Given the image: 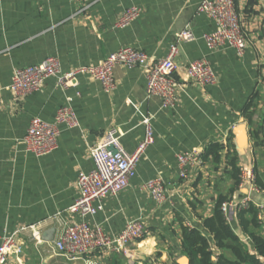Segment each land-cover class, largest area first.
<instances>
[{
	"label": "crops",
	"instance_id": "1",
	"mask_svg": "<svg viewBox=\"0 0 264 264\" xmlns=\"http://www.w3.org/2000/svg\"><path fill=\"white\" fill-rule=\"evenodd\" d=\"M200 1L96 0L88 4L83 0H0V236L35 226L42 240L37 245L29 229L20 232L17 241L22 252L9 255L5 264H86L82 260L67 262L49 247L62 222L79 221V216L66 212L78 196L77 176L93 169L89 150L107 129H116L123 147L131 153L144 135L141 121L151 115L154 143L138 161L135 176L116 197L104 199L101 212L87 219L109 235L140 220L146 236L130 246L133 260L102 251L89 254L90 261L177 264L185 257L181 252L184 229L204 234L202 222L213 216L219 197L250 196L262 205L259 231L264 236V196L246 189L236 191L233 177L234 169L252 166L256 185L264 194V0H234L247 35L242 55L230 48L206 49L200 37L213 30V23L196 14ZM132 6L141 9L139 18L126 28H114L123 10ZM185 27L195 40L176 42V34ZM171 45L177 47L176 80L182 82L186 64L205 57L215 82L206 87L185 83L170 110H161L158 98L146 97L141 68L116 67L110 93L85 76L78 78L79 96L72 89L56 88L54 78L27 96H13L7 90L15 68L38 64L49 56L68 70L97 64L125 46L161 60ZM67 104L78 127L68 130L61 126L57 148L49 155L38 158L27 152L21 140L30 120L52 121L56 110ZM240 122L246 124L248 133V145L241 152L232 135ZM194 148L204 154L203 167L180 179L175 157ZM156 176L162 178L167 197L161 206L143 189ZM230 225L239 233L235 214ZM208 240L216 253L210 236Z\"/></svg>",
	"mask_w": 264,
	"mask_h": 264
},
{
	"label": "built area",
	"instance_id": "2",
	"mask_svg": "<svg viewBox=\"0 0 264 264\" xmlns=\"http://www.w3.org/2000/svg\"><path fill=\"white\" fill-rule=\"evenodd\" d=\"M88 4L96 0H83ZM85 5L82 10L86 9ZM141 9L132 6L123 10L113 27L123 29L136 21ZM197 15H203L213 23V30L203 33L200 39L208 51L223 48L233 49L242 55L247 46V35L243 30L241 17L235 10L234 0H201L196 8ZM195 40L194 34L188 27L176 34V42ZM177 54L176 45H171L165 58L154 60L144 51L130 46L121 47L107 55L97 64L79 65L63 70L56 57L49 56L38 64L15 68L10 77L7 90L13 96H27L39 92L48 78L55 79V87L61 90L72 89L75 96H79L78 86L80 76L98 81L105 93L114 88L113 71L116 67L126 69L141 68L145 74V93L147 98H158L161 110H170L176 106L177 95L182 91L185 83L201 87L213 85L215 74L207 58L203 57L189 62L184 67L182 82L176 80L177 66L174 57ZM67 101H71L67 98ZM148 116L141 121L144 128L142 140L135 150L129 153L121 143V136L114 128L107 129L98 141L90 148L89 157L93 169L88 173L80 172L76 180L78 196L74 203L66 210L68 215L79 216V221L62 222L56 239L49 244L50 250L57 257L67 262L82 260L86 264L90 261L92 252L108 251L127 260L134 259L131 245L142 242L147 230L140 220H132L116 235L104 232L99 224L90 223L87 219L94 218L103 210V201L108 196L116 197L126 189L129 181L136 174L137 163L149 146L154 143L151 119ZM78 121L72 108L67 104L56 110L52 121L39 117L30 120L22 143L27 152L36 157L51 154L57 148L61 126L70 130L78 127ZM202 150L194 148L176 155L177 175L186 179L190 174L200 170L204 161ZM238 189H246L252 194L263 195L256 185L255 172L252 166L239 170ZM143 189L149 194L157 206L163 205L166 193L162 178L156 176L143 184ZM255 206L258 209L257 220H263V206L255 204L250 196L231 198L220 205V211L230 223L232 216L238 211ZM58 216L60 214H57ZM29 229L35 243L41 244L40 233L35 226L20 228L10 235L0 236V264H5L9 255L22 252L17 236ZM247 242L248 239H243ZM212 261H216L212 257Z\"/></svg>",
	"mask_w": 264,
	"mask_h": 264
},
{
	"label": "trees",
	"instance_id": "3",
	"mask_svg": "<svg viewBox=\"0 0 264 264\" xmlns=\"http://www.w3.org/2000/svg\"><path fill=\"white\" fill-rule=\"evenodd\" d=\"M252 100L250 104L251 106ZM251 120L252 115H248ZM204 161V154L202 155ZM235 190H238L239 171L233 170ZM237 187V188H236ZM228 198L219 197L212 217L203 220L201 233L196 229H184L181 252L190 264H264V236L260 234L257 220L258 209L249 208L235 213L239 233L226 222L220 205ZM231 199V197H230ZM229 200V199H228ZM208 236L211 237L216 253L211 249ZM248 239L244 242L243 239ZM212 257L216 261H212Z\"/></svg>",
	"mask_w": 264,
	"mask_h": 264
},
{
	"label": "water",
	"instance_id": "4",
	"mask_svg": "<svg viewBox=\"0 0 264 264\" xmlns=\"http://www.w3.org/2000/svg\"><path fill=\"white\" fill-rule=\"evenodd\" d=\"M232 135L234 139V146L237 151L241 152L248 145V133L246 130V124L240 122L232 130ZM177 264H190L189 260L186 257H181L178 259Z\"/></svg>",
	"mask_w": 264,
	"mask_h": 264
}]
</instances>
